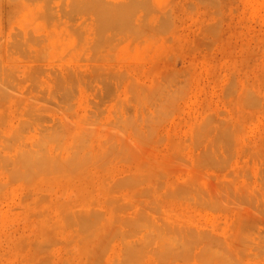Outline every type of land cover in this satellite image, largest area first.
Here are the masks:
<instances>
[{
  "label": "rangeland",
  "instance_id": "374dc122",
  "mask_svg": "<svg viewBox=\"0 0 264 264\" xmlns=\"http://www.w3.org/2000/svg\"><path fill=\"white\" fill-rule=\"evenodd\" d=\"M0 264H264V0H0Z\"/></svg>",
  "mask_w": 264,
  "mask_h": 264
}]
</instances>
